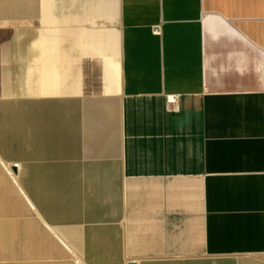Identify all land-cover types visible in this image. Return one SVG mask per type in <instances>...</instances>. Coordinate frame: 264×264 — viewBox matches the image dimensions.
I'll return each instance as SVG.
<instances>
[{
    "label": "crops",
    "instance_id": "0c3cea01",
    "mask_svg": "<svg viewBox=\"0 0 264 264\" xmlns=\"http://www.w3.org/2000/svg\"><path fill=\"white\" fill-rule=\"evenodd\" d=\"M264 264V0H0V264Z\"/></svg>",
    "mask_w": 264,
    "mask_h": 264
},
{
    "label": "water",
    "instance_id": "95a60500",
    "mask_svg": "<svg viewBox=\"0 0 264 264\" xmlns=\"http://www.w3.org/2000/svg\"><path fill=\"white\" fill-rule=\"evenodd\" d=\"M132 264H134V263H132Z\"/></svg>",
    "mask_w": 264,
    "mask_h": 264
}]
</instances>
